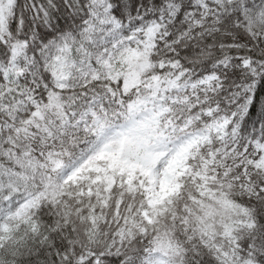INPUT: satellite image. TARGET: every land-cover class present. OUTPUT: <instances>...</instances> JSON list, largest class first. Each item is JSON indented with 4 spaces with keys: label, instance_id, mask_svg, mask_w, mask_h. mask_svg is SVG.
Returning <instances> with one entry per match:
<instances>
[{
    "label": "snow or ice",
    "instance_id": "obj_1",
    "mask_svg": "<svg viewBox=\"0 0 264 264\" xmlns=\"http://www.w3.org/2000/svg\"><path fill=\"white\" fill-rule=\"evenodd\" d=\"M0 264H264V0H0Z\"/></svg>",
    "mask_w": 264,
    "mask_h": 264
}]
</instances>
